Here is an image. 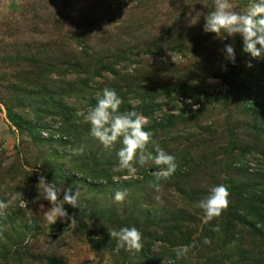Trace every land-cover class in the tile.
Masks as SVG:
<instances>
[{"label": "rangeland", "instance_id": "1", "mask_svg": "<svg viewBox=\"0 0 264 264\" xmlns=\"http://www.w3.org/2000/svg\"><path fill=\"white\" fill-rule=\"evenodd\" d=\"M231 2L243 13L250 0ZM213 10L214 0H0V164L12 161L0 166V200L12 202L0 217V264H52L50 258L144 264L145 248L154 258L149 264H174V250L193 243L180 263L253 262L242 260L246 248L264 264V240L240 221L243 214L252 218L249 199L264 194L247 188L249 179L264 174V58L245 52L239 34L205 32V16ZM226 44L234 47L235 64L225 58ZM70 82L79 91L62 94L69 107L63 112L51 89L67 91ZM104 88L123 100L121 112L131 111L128 104L149 113L145 130L176 157L177 170L159 181V192L151 186L155 165H137L134 177L113 173L122 144L105 149L90 136L84 114ZM7 109L36 125L37 134L12 123ZM81 144L83 155H72ZM61 168L88 180L85 168L103 179H133L146 193L140 211L115 202V191L105 186L88 189L69 180ZM41 175L58 187L79 188L83 210L65 205L75 225L44 220L51 205L38 198ZM219 184L228 188L229 206L205 224L193 205ZM86 226L101 240L98 247ZM132 226L142 233L140 251L119 247L109 235V229ZM216 226L219 231L212 230Z\"/></svg>", "mask_w": 264, "mask_h": 264}, {"label": "clouds", "instance_id": "2", "mask_svg": "<svg viewBox=\"0 0 264 264\" xmlns=\"http://www.w3.org/2000/svg\"><path fill=\"white\" fill-rule=\"evenodd\" d=\"M205 21L203 29L205 32L215 33L218 37H221L222 32L228 36L239 34L243 37L245 52L250 53L253 58H264V0H250L247 10L243 13L234 10L231 0H214V10L205 16ZM223 52L225 58L235 64L234 47L226 44ZM170 55L176 61L175 56L171 53ZM248 66L252 67L251 62ZM122 103L123 100L114 89L104 88L102 94L98 96L96 105L84 114V121L91 126L89 134L105 149H112L118 141L122 144L117 152L118 163L112 168L113 173L125 171L128 176L134 177L138 171L137 165L139 167L155 165L159 170L153 173L156 181L151 186L159 192V181L169 178L177 170L176 157L160 147L153 139V132L145 130L148 118L135 110L121 112L119 109ZM197 107L198 105L193 104V110ZM149 145L152 146L151 149ZM85 147L81 144L72 149L71 154L83 155ZM11 163V160L5 159L0 166L7 168ZM36 187L39 192L38 198L42 197L51 205L47 210L43 204L40 206L44 209V220L49 225L55 224L58 220L70 221L71 225L76 224L75 214L69 215L65 205L83 210L79 188L73 192L71 187H58L54 182H48L44 175L39 177ZM126 195L124 191H116L114 201L122 203ZM229 196L226 185H215L209 190V194L198 200L193 207L203 211V223L207 224L221 216L228 208ZM155 199L159 200L160 197L156 196ZM11 203L10 200L7 202L0 200V217L6 216ZM212 230L219 231V227L216 226ZM109 235L118 241L119 247H126L129 251H140L143 248L142 233L135 226L121 227L119 230L109 229ZM203 242L210 244L211 240L206 237ZM193 247L195 243L178 246L174 251L177 258L181 259L187 256Z\"/></svg>", "mask_w": 264, "mask_h": 264}, {"label": "trees", "instance_id": "3", "mask_svg": "<svg viewBox=\"0 0 264 264\" xmlns=\"http://www.w3.org/2000/svg\"><path fill=\"white\" fill-rule=\"evenodd\" d=\"M53 91L52 94V102L54 105H56V107L58 109H61V111H67L69 110L68 105L66 104V102L63 101V97L67 94V95H76L78 93V89L76 86V83L70 82L67 91L66 89L57 87L54 89H51ZM63 94V97H62ZM59 95L61 96V98H57L56 96L59 97ZM93 103L96 104L97 103V98H93ZM58 104V105H57ZM127 107H129L131 110H135L134 107H131L130 105L126 104ZM137 112V111H136ZM145 113L146 117H149L150 114L143 111ZM256 114H259L258 111H255ZM260 114H262L264 116V109H261ZM7 115L10 118V120L12 121V123H14L16 126H18L19 128H27L29 129L32 133L37 134V126L32 124V123H27L24 120L23 116H19L18 114H13L12 111L10 109H7ZM39 136V135H38ZM86 171H82L83 173H85L86 176L91 177V179H87V177L82 178V177H78L77 175L71 174L69 171L64 170L63 168H61V171H59V174L66 176L69 180L74 181V182H84V184L86 183L87 188H94V189H102L104 186L106 187V189H108V193L110 194H114V191L116 193V191H124L127 193L126 197H125V201L128 205H130L132 208H134V214L138 213L140 211L139 209V204L144 202V197H145V192H144V188H142L140 186V183H135L133 181V179H128V180H116L113 177H109L108 179H103L102 176L95 171H89L88 169L85 168ZM259 180H256L255 178H251L249 179V183H248V187H253L255 190H264V174L263 173H259ZM131 198V199H129ZM264 199V194L260 193L257 194L255 196H253L251 199H249L248 203V207L247 208V213L249 215H252V218H249L248 215L243 214L241 216L242 220L241 223L245 224L246 226H250L251 229L253 231H255L257 234L260 235L261 240H264V218H261V214L264 212V210H262V208L264 207V204L262 203ZM263 211V212H262ZM182 215L176 216V217H172L171 216V220L175 221L178 219H181ZM86 232H87V237L88 239L93 243L94 246L98 247V244L101 242V240H98V238H96L94 236V234L92 233V231L90 230V228H88L86 226ZM249 249L244 248L242 250V260L244 259H248L250 261L253 262H242V264H262L261 263V259L263 258L262 256H257L255 257V255H253V252L248 251ZM143 254L146 257V260L144 261V264H149L152 263L153 261L151 259H154L149 250L147 248H145L143 250ZM172 261L174 264H182L180 263L179 259L177 258L176 254L172 255ZM50 260L52 261V264H64L62 261L55 259V258H50ZM149 260V261H148ZM258 262V263H257ZM186 264V263H184ZM190 264V263H189Z\"/></svg>", "mask_w": 264, "mask_h": 264}]
</instances>
